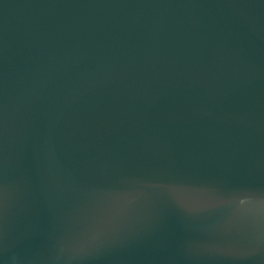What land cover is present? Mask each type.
Returning <instances> with one entry per match:
<instances>
[{"label":"water","instance_id":"95a60500","mask_svg":"<svg viewBox=\"0 0 264 264\" xmlns=\"http://www.w3.org/2000/svg\"><path fill=\"white\" fill-rule=\"evenodd\" d=\"M0 264H264V0H0Z\"/></svg>","mask_w":264,"mask_h":264}]
</instances>
